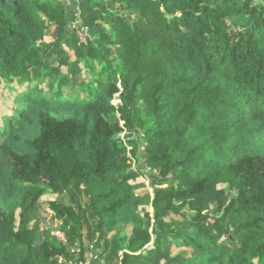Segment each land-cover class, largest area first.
I'll return each instance as SVG.
<instances>
[{
  "label": "trees",
  "instance_id": "trees-1",
  "mask_svg": "<svg viewBox=\"0 0 264 264\" xmlns=\"http://www.w3.org/2000/svg\"><path fill=\"white\" fill-rule=\"evenodd\" d=\"M255 2L0 0V264H264Z\"/></svg>",
  "mask_w": 264,
  "mask_h": 264
},
{
  "label": "rangeland",
  "instance_id": "rangeland-1",
  "mask_svg": "<svg viewBox=\"0 0 264 264\" xmlns=\"http://www.w3.org/2000/svg\"><path fill=\"white\" fill-rule=\"evenodd\" d=\"M67 2H69L70 0H66ZM263 0H256L255 3H259ZM52 41V39H47V42ZM56 59H59V57L57 55L54 56ZM63 77L66 78H71V74H69V72L67 71V68H62L61 70V74L57 75V76H50L49 78H45L46 79V83L42 82H38V84H41L42 87H45L48 90V85L52 84V83H56L57 81H61V79ZM75 81V80H74ZM48 82V83H47ZM24 87V86H23ZM7 88V87H6ZM20 88V87H19ZM8 89V88H7ZM14 93H22V91H25L24 88H20L17 92L16 89L11 90ZM65 95H69V96H74V97H82L81 93L84 91V88L79 86V84H68L66 86H64V88L61 90ZM7 90L3 87V85H0V106L4 105L5 103H11L13 96H9L6 95ZM15 95V94H14ZM137 167V164L134 166ZM140 183H144L146 189H140L139 192H143V191H149L153 194V190L150 188V181L146 180L144 177H141L139 179ZM52 199H54V197L52 195H45L43 196L42 200L43 201H51ZM152 208L149 209V212H152ZM40 220H42V222L48 226V227H57L60 224V221L58 220V218L55 215V212L50 211L49 209H43L42 211H40ZM180 251H185L187 253V255L190 254L191 249L190 248H185V247H180L177 249H174L173 254H176ZM162 264H166V262H162Z\"/></svg>",
  "mask_w": 264,
  "mask_h": 264
}]
</instances>
